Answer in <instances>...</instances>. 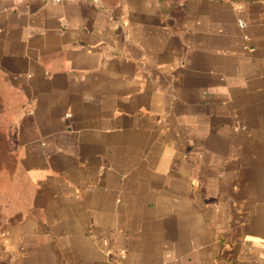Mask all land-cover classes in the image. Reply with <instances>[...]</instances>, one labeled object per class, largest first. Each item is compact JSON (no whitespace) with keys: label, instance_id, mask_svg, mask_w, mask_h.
<instances>
[{"label":"crops","instance_id":"1","mask_svg":"<svg viewBox=\"0 0 264 264\" xmlns=\"http://www.w3.org/2000/svg\"><path fill=\"white\" fill-rule=\"evenodd\" d=\"M0 264H264V0H0Z\"/></svg>","mask_w":264,"mask_h":264},{"label":"built area","instance_id":"2","mask_svg":"<svg viewBox=\"0 0 264 264\" xmlns=\"http://www.w3.org/2000/svg\"><path fill=\"white\" fill-rule=\"evenodd\" d=\"M52 1L55 2V3H66V2L71 1V0H52ZM238 24H239L240 27L244 26L242 21H239Z\"/></svg>","mask_w":264,"mask_h":264}]
</instances>
